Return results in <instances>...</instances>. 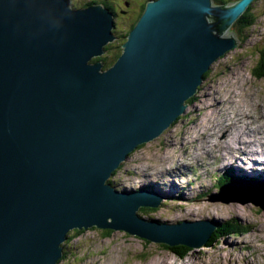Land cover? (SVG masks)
Listing matches in <instances>:
<instances>
[{"label":"water","instance_id":"obj_1","mask_svg":"<svg viewBox=\"0 0 264 264\" xmlns=\"http://www.w3.org/2000/svg\"><path fill=\"white\" fill-rule=\"evenodd\" d=\"M254 1L148 0L104 68L118 38L102 4L0 0V264H57L68 231L90 227L206 244L211 221L141 218L163 197L110 177L186 112L213 62L240 45L230 28ZM233 181L220 192H252Z\"/></svg>","mask_w":264,"mask_h":264},{"label":"rangeland","instance_id":"obj_2","mask_svg":"<svg viewBox=\"0 0 264 264\" xmlns=\"http://www.w3.org/2000/svg\"><path fill=\"white\" fill-rule=\"evenodd\" d=\"M87 1L72 0L78 6ZM109 1L117 12L123 7L124 0ZM252 12L256 16L254 25L243 31L239 46L213 62L186 112L159 136L130 153L110 178L116 190L127 187L132 189L130 192L141 186L158 192L161 188L151 183L156 179H169L168 189L174 184L184 188L183 197L172 189L170 197L161 199L157 208H140L137 213L146 220L153 218L168 224H176L182 218L236 220L245 224L247 231L220 238L211 247L195 248L181 260L160 243L125 231L106 234L100 228L78 233L69 230L64 240V257L57 264H264V207L234 200L236 196L242 199L255 196L264 203V191L247 195L221 193L216 186V177L225 172L220 158L222 138L218 140L224 134L222 127L232 123L231 131L243 134L246 146L264 137V80L256 79L250 72L256 54L264 49V0H257ZM207 93L209 98L205 99ZM254 166L264 168L263 164ZM163 192L170 194L167 190ZM144 211L151 212L145 216Z\"/></svg>","mask_w":264,"mask_h":264},{"label":"trees","instance_id":"obj_3","mask_svg":"<svg viewBox=\"0 0 264 264\" xmlns=\"http://www.w3.org/2000/svg\"><path fill=\"white\" fill-rule=\"evenodd\" d=\"M256 1L257 0H255L243 12V14L233 23V25L231 27V30L240 39V41H242L243 31L250 29L255 23L256 16L252 12V7H254V3ZM96 3L102 4L109 11H111L114 14V16H115V13H114V11H116L115 8H114L115 6L109 0H98V1L97 0H89L87 2L82 3L81 6L75 5L74 3H73V5L71 3V5L74 8H82V7H86V6H89L91 4H96ZM145 4H146L145 2L142 4V7H141L142 11L144 9ZM118 20H119V18H118ZM114 22H115V17H114ZM117 31L119 32L120 30L117 29ZM118 40L120 42H118ZM118 40L114 41L112 44H108L107 45L108 53L105 55V57L102 58V62L104 64V68H106L107 66L112 64L116 60L118 55L120 54V52H121V49H120L121 38H119ZM116 42H118V43L115 44ZM119 43H120V45H119ZM209 72H210V70L204 74V78L207 76V74H209ZM250 72H251L252 76L255 77L256 79L264 80V49L256 54L255 65H254L253 69L252 68L250 69ZM194 99H195V97L190 98L189 99V103H191ZM115 172L112 175H114ZM233 172H234L233 169H228L224 173H221V174H219L216 177V181H217L216 186L218 187V189H220V187L223 184L228 183V182L231 181L230 180V179H232V175L231 174ZM143 187L149 189V186H143ZM178 196L181 197L180 194H178ZM140 208L153 210V207H147V206L146 207H140ZM154 208H157V207H154ZM150 212L151 211H144V215L145 216L149 215ZM212 222H213V224H215L216 228L213 229L211 235L208 238V241L204 245V246H207V247L213 246L216 242H218V240L220 238H225V237H227L229 235L237 236V235H240V234H244L247 231V229L245 227V224L240 223V222H238L236 220H234V221H229V220H225V221H223V220H219V221L215 220L214 221V220H212ZM157 223H162V222L157 220ZM71 231H74V233H78L81 230L73 229ZM103 231H104V233L109 234L112 230L104 229ZM68 238H69V236H68ZM65 242L63 243V255H62L61 258H63L64 254H65V251H64V249L66 248V243ZM161 245L163 247H165L166 249H168L173 254H175L181 260L187 258V256L193 250V249H191L190 247H188L186 245H176L174 247H169L168 245H165V244H161Z\"/></svg>","mask_w":264,"mask_h":264},{"label":"bare ground","instance_id":"obj_4","mask_svg":"<svg viewBox=\"0 0 264 264\" xmlns=\"http://www.w3.org/2000/svg\"><path fill=\"white\" fill-rule=\"evenodd\" d=\"M203 97L205 99H208L209 98L208 93L205 94ZM231 124H227L226 126L222 127L221 131L222 132L224 131V134L222 133L220 135L219 132H218V135H220L218 140L220 141V139L222 138V141H220V145H222V152L220 153V156H221L220 158H221V160L224 163L223 167L224 168H228V167L234 168L235 174L237 176L245 175V174H247L246 170H248V171L250 170L251 171L250 175L251 176H256V177H258V179L257 178H250L251 176H246V177H241V178H238V179H233L234 180L233 184H236L239 187L242 186L243 189H245V190L252 191L249 194H254L255 192L262 193L264 191V170H263V173H261V174L254 172V170L259 168L257 166H254V164L259 163V161H261V163H264V137L260 138V140L259 139L255 140L256 142H255L254 145H253V142H254L253 141L251 145H247L246 146V141L247 140H245L243 138V136H242L243 134L240 135V134H236V133L232 132L231 131V129H232ZM241 125H242V127H244L246 124L243 123ZM258 134H256V136ZM204 136H205V134H204ZM212 144L214 145V143H212ZM206 151H208V150H206ZM241 170H243L244 172H241ZM140 171H143V169H140ZM145 176H146V174H145ZM145 176H143V177H145ZM151 183L154 184V185H157L159 188H161V190L159 189L158 192L155 191V190H153V191L155 193L160 194V195L162 194L161 196L163 198L167 197V196H164V195L170 196L171 193H172V189H177L179 193H182V190L184 189L183 187L177 186L176 184L172 185L171 189H168V185H170L169 179H166V180L156 179V180L151 181ZM260 184H262V185H260ZM123 189L125 191L132 190V189L127 188V187H123ZM163 190L164 191L167 190L170 194L164 193ZM231 190H233V189H231ZM145 193H146V195H149V192H145ZM209 203L212 204V205L214 204V203H211V202H209ZM215 205H217V204L215 203ZM180 207L183 208L185 206L180 204ZM243 212H246V210H244ZM191 213H194V212H191ZM199 215H201V214H199ZM262 216H264V215H262ZM158 218H161V217H158ZM161 219L162 220H167L166 217L165 218H161ZM206 219H208L209 221L212 222L211 218L210 219L206 218ZM170 220H171V222L174 221L172 219H170ZM180 220H188V219L182 218ZM196 220H199V219H196ZM90 228H96V227H90ZM80 230H85V229H80Z\"/></svg>","mask_w":264,"mask_h":264},{"label":"flooded vegetation","instance_id":"obj_5","mask_svg":"<svg viewBox=\"0 0 264 264\" xmlns=\"http://www.w3.org/2000/svg\"><path fill=\"white\" fill-rule=\"evenodd\" d=\"M148 0H124L123 7L119 9V12L114 11L115 13V27L114 31L117 38H121V44L125 41L126 36L130 29L136 23L139 15L141 14L142 4ZM214 5L224 4V3H233L236 0H211ZM120 13V14H119ZM119 17V20H118ZM120 30L119 32L117 31ZM117 31V32H116Z\"/></svg>","mask_w":264,"mask_h":264},{"label":"clouds","instance_id":"obj_6","mask_svg":"<svg viewBox=\"0 0 264 264\" xmlns=\"http://www.w3.org/2000/svg\"><path fill=\"white\" fill-rule=\"evenodd\" d=\"M234 172L231 174L232 175V177H234V179H236V177H239V176H237L236 174H235V170H233ZM250 170L247 172V176H251L250 175ZM246 177V176H245ZM256 176H251L250 178H255Z\"/></svg>","mask_w":264,"mask_h":264}]
</instances>
